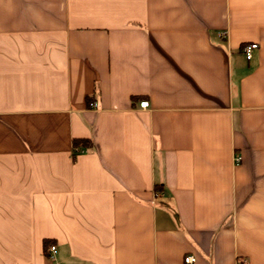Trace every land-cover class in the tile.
<instances>
[{"label": "crops", "instance_id": "crops-1", "mask_svg": "<svg viewBox=\"0 0 264 264\" xmlns=\"http://www.w3.org/2000/svg\"><path fill=\"white\" fill-rule=\"evenodd\" d=\"M188 254L264 264V0H0V264Z\"/></svg>", "mask_w": 264, "mask_h": 264}, {"label": "built area", "instance_id": "built-area-1", "mask_svg": "<svg viewBox=\"0 0 264 264\" xmlns=\"http://www.w3.org/2000/svg\"><path fill=\"white\" fill-rule=\"evenodd\" d=\"M258 47V44L256 42H249V43H245L243 46H242V52L244 53L245 57L247 59H250L253 55V51ZM140 107H148L149 103L147 100H143V101H140L139 103ZM234 160L235 161H238L239 160V156L235 155L234 156ZM49 250H50V253L51 255L50 256H53V254L56 252V246L54 244H51L49 246ZM195 260V256L192 255V254H188L184 257V261L186 263H189L191 264L192 262H194Z\"/></svg>", "mask_w": 264, "mask_h": 264}, {"label": "trees", "instance_id": "trees-1", "mask_svg": "<svg viewBox=\"0 0 264 264\" xmlns=\"http://www.w3.org/2000/svg\"><path fill=\"white\" fill-rule=\"evenodd\" d=\"M73 146L74 148H77L78 146H82V147H86V148H90L91 147V140L89 138L86 137H81V138H73ZM74 155V154H73ZM50 240H45L44 241V245L45 247H47L50 244Z\"/></svg>", "mask_w": 264, "mask_h": 264}]
</instances>
